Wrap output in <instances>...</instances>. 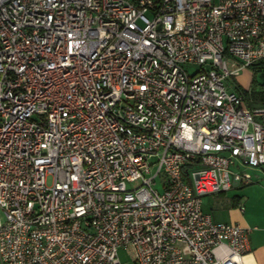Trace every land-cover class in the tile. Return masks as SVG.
Masks as SVG:
<instances>
[{
    "label": "built area",
    "instance_id": "obj_1",
    "mask_svg": "<svg viewBox=\"0 0 264 264\" xmlns=\"http://www.w3.org/2000/svg\"><path fill=\"white\" fill-rule=\"evenodd\" d=\"M263 61L264 0H0V264H244Z\"/></svg>",
    "mask_w": 264,
    "mask_h": 264
},
{
    "label": "rangeland",
    "instance_id": "obj_2",
    "mask_svg": "<svg viewBox=\"0 0 264 264\" xmlns=\"http://www.w3.org/2000/svg\"><path fill=\"white\" fill-rule=\"evenodd\" d=\"M255 77L253 68H247L240 76L228 80L226 85L231 91L243 94L247 92L249 99L251 94L264 91V88L256 83ZM248 101L251 105L259 104L253 99ZM251 173L259 176L253 184L234 188L224 194L204 197L202 209L210 214L215 222L241 224L254 229L252 239L264 243V177L256 171ZM241 207L245 209L243 214L240 212ZM118 255L121 264H136L124 248L119 250Z\"/></svg>",
    "mask_w": 264,
    "mask_h": 264
},
{
    "label": "crops",
    "instance_id": "obj_3",
    "mask_svg": "<svg viewBox=\"0 0 264 264\" xmlns=\"http://www.w3.org/2000/svg\"><path fill=\"white\" fill-rule=\"evenodd\" d=\"M238 225H241V224H238ZM241 226L244 227L243 225ZM252 234L253 232L250 235L251 251L244 258V264H264V243L261 240H257V239L253 240Z\"/></svg>",
    "mask_w": 264,
    "mask_h": 264
},
{
    "label": "trees",
    "instance_id": "obj_4",
    "mask_svg": "<svg viewBox=\"0 0 264 264\" xmlns=\"http://www.w3.org/2000/svg\"><path fill=\"white\" fill-rule=\"evenodd\" d=\"M252 68H253L254 76H256L259 73L264 72V61L258 63L257 65L253 66ZM244 95L246 96V100L248 103H250L248 101L249 99H253L254 102L264 103V91L261 93H258V94H251L249 99H248L247 92H245Z\"/></svg>",
    "mask_w": 264,
    "mask_h": 264
},
{
    "label": "water",
    "instance_id": "obj_5",
    "mask_svg": "<svg viewBox=\"0 0 264 264\" xmlns=\"http://www.w3.org/2000/svg\"><path fill=\"white\" fill-rule=\"evenodd\" d=\"M255 81L258 84V86L264 88V72L257 74L255 77Z\"/></svg>",
    "mask_w": 264,
    "mask_h": 264
}]
</instances>
